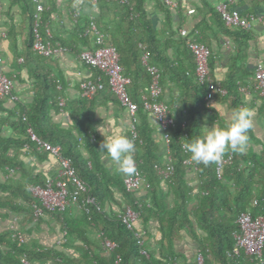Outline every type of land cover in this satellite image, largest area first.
Instances as JSON below:
<instances>
[{
  "label": "trees",
  "instance_id": "trees-1",
  "mask_svg": "<svg viewBox=\"0 0 264 264\" xmlns=\"http://www.w3.org/2000/svg\"><path fill=\"white\" fill-rule=\"evenodd\" d=\"M86 1L90 2L89 0H81V2ZM105 1H111L119 7L123 16L124 29L114 32L104 30V32L107 34V42L113 45L118 53V61L123 69V75L130 79V84L127 86L130 98L139 103L140 91L149 83L148 73L141 63L143 50L140 45L144 46L149 53L148 62L161 70L160 85L162 93L159 100L171 109L175 119L174 127L170 129L168 146L173 174L165 180L159 177L153 169L155 164H160L159 157L151 137V130L147 125L146 112L139 105L137 132L140 143H135L134 155L138 170L149 185L148 188H144L148 204L138 200L135 193H126L123 188V181L120 179H110V182L108 180V183H104L103 178L97 176L100 164L91 140L93 138L91 104L87 102V99L80 98V101L73 103V106H71L77 134L47 127L48 112L51 108H58V102L53 98L51 103H48V100L55 94L56 86L54 82L44 77L43 91L37 96L34 105L27 110L22 108V113L17 115L16 121L11 124L12 129L20 134L21 139H0V162L6 160L3 150L10 147L11 144L17 145L18 148H23L24 144H29L30 151H35L27 135L29 127L41 140L60 147L62 156L71 161L77 176L87 185V195L93 198L94 203L89 209V214L82 210L83 216L80 220L67 217V211L56 214L62 216V226L66 234L69 236L75 235L86 246V249L83 250L80 260L74 261L57 248L31 249L25 243H20L15 238L12 239L10 236L11 231H14V233L17 231L10 230L0 233V264H19L23 255L30 261V264H45L47 262L54 264H115L116 257H120V264H165V255L156 258L140 254L132 232L126 230L116 216H108L102 211L103 199L108 194L106 184L117 185L125 192L127 204L139 212L142 221L154 218L158 214L163 215L166 223L164 241L167 243L185 224L190 234L195 238L198 250L204 253L203 264H211L212 261L215 264H264V258L262 262L257 259L247 260L245 259L246 256L240 253L239 256L228 259L225 253L233 246L231 233L236 228L234 220L239 212L250 211L252 215H264V144L261 145V150L258 152L248 150L251 143L258 141L252 129H250L248 132L249 144L243 154L231 151L225 153V155L232 153L233 162L224 166L220 179L215 176V163L205 166L193 162L194 167L186 166L184 161L190 158L184 151L183 144L186 140L204 135L203 116L208 112V108L204 101L206 87L196 81L193 56L186 48L185 40L178 36V30L180 29L173 30L169 27L167 34L164 35L166 39L160 42L157 32L147 19L143 6L146 0H127L126 4H120L115 0ZM10 4H18L24 10L27 20L26 57L36 62L33 59L36 54L31 48L34 5L31 0H10ZM230 7L237 10L240 15H256L253 11L242 12L234 5ZM50 10L51 7L43 13V23L46 22V15ZM171 12L167 10L166 14L170 16ZM213 15L218 28L222 30L224 35L238 44L237 51L232 58V64L225 77L220 80V85L226 90V94L224 96L216 95L215 97L222 99V101H228L231 110L247 108L251 112L255 111L264 120V100L251 87L254 93L253 98L245 103L243 94L238 90L242 76L236 73L241 68L236 67V65L242 55L244 57L242 47L245 46L246 41L252 39L251 29L226 28L215 10H213ZM91 22L94 21L78 16L72 28L73 37L78 40L79 46L82 47L81 50L89 48V38L84 33ZM43 27L41 28L42 32L44 31ZM187 32L192 35L193 29ZM196 39L203 43L199 35L196 36ZM52 40L54 42L59 41L62 46L74 50L77 45H73L72 42L60 41L55 35L52 36ZM172 44L177 48V56L174 58L166 53V47L168 48ZM81 50L78 49L75 52L79 53ZM212 58V54H210L208 66L210 77L215 81ZM93 70L92 80L98 74L97 70ZM165 79L176 85L177 88L176 95L168 89V100H163ZM103 82L105 83L106 79ZM114 99L116 98L114 97ZM79 110L83 114L77 120ZM183 122L184 125H182ZM82 148L88 152V157L82 155ZM89 162L92 164V170L88 167ZM247 163H250V165H246ZM240 164L245 165V167L239 168ZM8 165L14 170L17 166L21 169V166L17 163ZM188 170L193 171L196 179L195 193L188 186L186 180ZM258 174L261 178H258ZM24 176L27 177L28 175L25 173ZM44 180L29 177L25 187H17L14 192L23 195L31 203L34 199L28 193L27 185L42 184ZM162 181L170 187L175 197L174 205L169 210L164 196L159 191L160 182ZM254 200L256 205H253ZM0 206H6L13 212L24 210L23 207L13 203L12 200L0 201ZM90 230H95L98 233L101 245L105 239L115 243V248L109 251L107 256H102L103 250L99 243L92 242L87 236ZM172 254V252H168L169 256H172Z\"/></svg>",
  "mask_w": 264,
  "mask_h": 264
},
{
  "label": "crops",
  "instance_id": "crops-1",
  "mask_svg": "<svg viewBox=\"0 0 264 264\" xmlns=\"http://www.w3.org/2000/svg\"><path fill=\"white\" fill-rule=\"evenodd\" d=\"M175 1V7H164L163 0H146L144 10L147 19L152 28L157 32L160 42L166 38L168 28L173 30L185 29L186 31L197 30L200 39L209 47L213 59V75L215 81L220 83L228 72L232 64V58L237 51L238 44L224 35L218 28L214 20L213 10L219 3L226 0H172ZM42 4L51 7L46 15V27L50 30L51 36H57L60 41L77 44L75 50L69 47L68 52H62L50 58L33 56L36 62L26 57L27 53V20L24 10L20 5L10 4V0H0V69L12 79L11 97L0 100V139L20 140L21 136L12 129V123L21 114V109H30L38 95L43 91V78L55 83V94L48 100L51 103L53 98L58 102V108H51L47 116V127L55 130L70 131L77 134L75 120L72 113L73 103L80 101L79 84L92 78L94 70L83 65L77 59L78 49H82L78 40L73 37L72 28L78 16L86 17L94 22L97 30L105 35L104 30L109 32L124 29L123 16L121 10L111 1L98 0L93 4L90 2H81V0H41ZM160 3V4H159ZM236 6L242 12L253 11L256 18L264 20V1L263 0H233L231 6ZM78 13L73 18L72 11ZM172 11L170 16L166 11ZM193 10L192 13H188ZM88 29V28H87ZM86 29V30H87ZM252 39L246 41L242 47L244 57L238 61L236 67L238 75L242 76L240 86L247 88L243 99L245 103L253 98L252 83L253 70L257 63L264 66V27L255 21L251 25ZM89 48H92V36L88 35ZM107 41V40H106ZM59 42V41H58ZM60 43V42H59ZM108 43V42H107ZM61 44V43H60ZM176 46L172 44L166 47L168 56L174 58L177 56ZM242 54V53H241ZM180 56V55H179ZM19 59H23L19 61ZM247 73V75H245ZM13 74L15 75L13 77ZM166 78V77H165ZM163 100H168L169 90L176 95V85L165 79L163 84ZM63 100V106H59V101ZM92 107V132L93 144L97 153L100 169L97 176L103 178L104 183L113 179L123 180L128 174L120 173L110 166L101 151V143L104 138L115 135H124L128 139L130 128V116L122 108L109 91H103L96 94L93 98L87 100ZM208 112L203 116L204 127L211 128L219 125L225 126L230 121L231 109L228 101L214 97L208 105ZM210 109V110H209ZM254 121L252 128L257 142L251 143L248 150L258 152L261 145L264 144V120L257 113L251 112ZM83 114L79 110V117ZM147 125L151 130V137L157 148V156L160 164H164L167 159L166 148L162 140V134L158 129L157 123L150 113L146 112ZM5 161L0 162V201L12 200L18 206L24 208L19 212H13L8 207L0 206V233L10 230H16L23 238L26 246L29 248H57L62 250L74 261L81 258L86 246L75 235H67L63 230L62 216L58 214L44 213L36 220L31 215L29 201L23 195L14 192L17 187L26 185L27 178L32 177L39 180L47 178H58L60 165L58 160L48 153H39L36 151L18 148L11 144L10 147L3 150ZM84 157H88V152L81 149ZM17 163L21 166L10 168L7 164ZM88 167L92 170V164ZM28 176H24V174ZM261 174V173H260ZM258 174V178H261ZM111 179V180H110ZM186 180L188 186L196 191V179L192 170L187 171ZM114 184V183H113ZM3 186V187H2ZM108 190L107 196L103 199L102 211L108 216H118L127 204L125 192L117 185L106 184ZM159 191L164 196L167 203V209L174 205V194L165 182H160ZM135 197L142 202L147 203L144 188L134 192ZM28 210V211H27ZM66 216L71 219L80 220L83 216L82 208L79 205H71L67 209ZM223 217V216H222ZM163 215H157L142 221L140 217L134 223V229L141 235L142 246L146 255L153 257L166 256L167 261L172 258L175 264H194L195 254L198 250L195 238L190 234L185 224L179 229L167 243L164 241L166 233V223ZM87 236L92 242L99 243L102 248V256H107L109 251L101 245L99 235L95 230H90ZM172 252V256L168 255ZM245 259H250L245 257ZM44 264V263H43ZM45 264H54L47 262ZM211 264H215L213 261Z\"/></svg>",
  "mask_w": 264,
  "mask_h": 264
},
{
  "label": "built area",
  "instance_id": "built-area-1",
  "mask_svg": "<svg viewBox=\"0 0 264 264\" xmlns=\"http://www.w3.org/2000/svg\"><path fill=\"white\" fill-rule=\"evenodd\" d=\"M31 1L34 5V14L32 18L33 41L31 47L34 54L40 57L50 58L62 52H68V48L52 40L50 30L46 27V24L43 23V13L48 10V7L44 6L41 0ZM89 1L95 4L98 0ZM115 1L120 4L127 3V0ZM232 3L233 0H226L215 6V11L219 14L226 28L249 30L251 29L252 23L255 21L264 26V20L256 18L254 15H240L237 10L230 7ZM163 4L170 8L176 6L175 1L172 0H163ZM192 12L193 10L188 11V13ZM72 14L73 18H76L78 15L74 10ZM42 27L44 28L43 32L41 29ZM84 34L92 36L93 47L81 50L77 54V59L83 65L97 70L98 74L93 80L91 78L86 79L79 84L80 98L89 100L103 90L109 91L130 116L129 137L134 145L137 142L140 143L137 132V112L139 105L143 111L150 113L155 119L158 129L162 134V140L167 153V159L164 164H155L153 169L159 177L165 180L168 179L173 174V166L171 165L168 146L170 129L174 127L175 119L171 109L164 102L159 100L162 93V87L160 85L161 70L148 62L149 53L145 50L144 46L140 45L143 50L141 63L148 73L149 83L140 91L138 98L139 103H137L130 98L127 92L130 79L123 75V69L119 65V57L115 47L107 43L105 35L97 30L92 22L89 24ZM198 35L199 32L197 30H193L192 35H189V32L185 29L178 30V36L185 40V46L193 56L196 81L198 84L206 87L204 101L206 105H208L216 95L224 96L226 90L221 87L219 82L214 81L210 77L208 59L211 51L204 43L197 41L196 36L198 37ZM22 60L23 59H19V61ZM14 76L13 74V77ZM104 79H106L105 83L103 82ZM252 88L257 92L258 96L264 100V66L262 63H257L254 67ZM11 90L12 79L6 76L0 69V100L10 98ZM238 90L240 93L245 94L247 88L239 86ZM63 103L64 101L60 100L59 106H63ZM182 125H184V122ZM27 135L36 152L50 154L58 160L60 165L58 178H47L42 184L27 185V191L34 199L29 205L33 219L36 220L44 213L62 214L67 211L71 205H79L86 214H89V209L93 205L94 200L87 195V185L77 176L71 161L62 156L59 146H53L41 140L34 134L30 127L27 129ZM91 140L93 141L94 138ZM23 148L30 151L29 144H24ZM133 159L135 161L136 170L128 174L122 180L123 188L126 193H134L141 188L149 187L142 173L138 170L134 153ZM232 162V153H228L224 155L219 162L215 163L214 171L217 179L221 178L224 166L230 165ZM184 164L188 167H194V163L191 159L185 160ZM246 165H250V163ZM243 167H245V165H239V168ZM85 194L86 196H84ZM253 205H256L255 200L253 201ZM138 217L139 212L134 210L130 205H126L123 211L117 216V219L126 230L132 232L136 244L139 247V253L146 255L142 246L141 235L134 229V223ZM234 222L236 228L231 233L233 246L230 250L225 252L226 257L231 259L242 253L250 259H257L259 262H262L264 258V215H252L250 211H241L237 214ZM10 236L12 239L15 238L20 243H24L19 233L11 231ZM102 245L108 251L115 248V243L106 239L102 241ZM203 262L204 253L197 250L194 264H203ZM114 263L120 264V257H116ZM19 264H30V261L23 255ZM165 264H175V261L169 258Z\"/></svg>",
  "mask_w": 264,
  "mask_h": 264
},
{
  "label": "clouds",
  "instance_id": "clouds-1",
  "mask_svg": "<svg viewBox=\"0 0 264 264\" xmlns=\"http://www.w3.org/2000/svg\"><path fill=\"white\" fill-rule=\"evenodd\" d=\"M253 126L254 121L249 109H232L230 121L225 126L217 124L211 128L204 127V135L186 140L183 149L193 162L207 166L219 162L228 151L243 154L249 144L248 132ZM100 147L106 162L113 166L114 170L125 174L136 170L133 159L135 145L126 136L115 135L107 140L104 138Z\"/></svg>",
  "mask_w": 264,
  "mask_h": 264
}]
</instances>
